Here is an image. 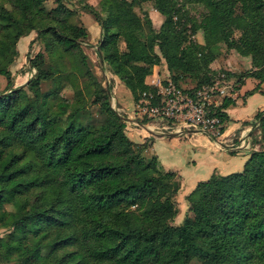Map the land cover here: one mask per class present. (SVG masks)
I'll return each mask as SVG.
<instances>
[{
	"label": "trees",
	"instance_id": "obj_1",
	"mask_svg": "<svg viewBox=\"0 0 264 264\" xmlns=\"http://www.w3.org/2000/svg\"><path fill=\"white\" fill-rule=\"evenodd\" d=\"M45 1L0 0V226L7 227L0 264H186L192 258L198 264H264V109L253 117L261 149L249 153L240 171L198 181L185 196L187 212L173 225L177 174L163 170L156 156L143 155L146 141L128 138L125 117L109 102L110 84L102 88L88 67L85 27L65 0ZM140 1L100 0L101 10L88 2L79 6L101 26L97 57L134 101L154 91L144 76L160 58L176 84L183 74L197 78L194 86L211 83L205 49L220 40L251 64L227 77L264 81V0H194L206 11L194 23L203 43L190 49L181 45L174 0H152L163 17L156 29L145 13L142 23L133 11ZM231 25L240 29L235 38L223 32ZM31 30L54 59L46 63L41 51L28 57L35 71L13 87L8 65L14 43ZM68 61L75 73L67 75L93 89L89 102L102 116L97 125L72 121V112L86 108L82 91L70 105L56 102L51 113L48 99L55 91L39 88L41 81L61 78L56 64ZM217 114L226 118L224 111ZM58 117L63 124L48 129L47 120ZM4 203L12 209H2Z\"/></svg>",
	"mask_w": 264,
	"mask_h": 264
},
{
	"label": "rangeland",
	"instance_id": "obj_2",
	"mask_svg": "<svg viewBox=\"0 0 264 264\" xmlns=\"http://www.w3.org/2000/svg\"><path fill=\"white\" fill-rule=\"evenodd\" d=\"M88 1L92 2L93 3L92 5H94L98 10H101L100 0H82L81 2L78 0H65L66 5L70 9H72V11H74L75 13L74 19L76 23L80 22L78 17V15H80V10H81L79 9L80 4ZM174 1H175V6L179 8L177 17L179 19L180 24L178 25V27L182 28L184 34V40L181 43L182 47L190 49L191 46L195 43H203L201 32L199 29L194 27V23H197L199 19L202 17V15L205 13L206 8L204 7V5L194 0H174ZM45 2L48 5L52 1L46 0ZM132 9L135 12V14L140 18L142 23L145 21L144 15L146 14V16H148V18L150 19L151 26L155 29L158 28L163 18L162 15L153 8L152 0H141L138 4L133 3ZM83 12H86L87 15L90 14L92 16V14L87 11H83ZM95 21L98 23L97 20ZM98 25L96 23L94 24L93 27L94 30L90 26L87 29V33H88L87 38L88 40H91L93 43H90L87 39L84 38V40H81V45L84 52L87 55L89 69L95 74L96 76L95 78L100 84V86L104 88L107 84H110V86H112V79H111V74H109V72L107 71L108 69L107 66L103 64L102 61H100V59L97 57L95 53L94 45L97 46V39L99 37L101 30V26L99 25V31H98ZM223 32L228 37L235 38L240 34V29L233 25L225 26L223 28ZM136 34L140 38L143 37V30H136ZM29 37L30 38L28 37L26 38L23 49L21 48L20 43L18 44L17 42L18 38L14 43V49H16L15 54L13 55V61H11V63L8 65L12 77L13 87L25 83L26 79L29 78L30 75L35 71L33 67H30V64L28 62V57H33L36 52L41 51L43 53L44 60L46 61V63H52V60L54 59V57H52L51 54L43 50V43L40 40V38L35 36V32L33 30H31V36ZM118 45L120 48L123 46V38L121 36L119 38ZM154 49L157 52V48L155 47ZM205 53H206L207 66L209 67L210 70L213 71V73L211 74L209 73L212 81L211 83H204V84L202 83L199 86L208 85L212 83L215 84L217 87L224 84L227 86L229 85L232 86L234 77H227V73L238 72L243 69H248L251 66L250 64L248 66H244L248 62L245 63L244 61L243 62L237 61L236 60L238 57L237 52L233 48L229 47L227 42L224 40H220L214 45H210L209 47H207L205 49ZM64 57H66V55H64ZM100 62H101V66H100ZM69 66H70V61L66 62L65 64L57 63L55 69L58 70L60 77L62 75L63 76L54 81H41L39 83V88L41 91H47V90L55 91L52 94H50L48 99V105L50 106V109H52L51 113L54 110L56 102H58L59 100H65L70 105V103H73V100L76 97V95H79L80 91H82L83 98L85 97L84 101H86V108L78 112H72V121L74 124H79V125L80 124L97 125L101 122L102 116L98 112L97 105L89 102V98L90 95L92 94L93 89L91 87H88L87 85L86 88L83 85V80L79 76H75L74 79H71L70 76L67 74H69L70 70L74 72V69L70 68ZM182 77L183 78L180 79V81L178 82L179 86L184 88L199 87V86H194L195 82L197 81V78L194 77L193 75L183 74ZM164 82H166V80L162 81V83ZM4 85H5V78L3 75H0V91L3 90ZM153 90L154 91H152V89L151 90L147 89L141 92V94L135 101L137 108H140V106L143 104L142 101L147 98V95H150L152 99L151 103L155 102L156 100L154 98L155 89ZM109 102L117 112L122 113L121 110L116 105V102L111 92V87H110ZM72 108L73 105L69 108L70 111H72ZM69 109L67 108L66 110L67 113L69 112ZM140 111H141L140 114L141 117H145L146 119L150 120V118L147 117L146 114L142 112V109H140ZM59 120H61L59 117L55 119H48L46 122L47 128L52 131H57L58 125H56V128H54V122L58 124H63V121H59ZM152 128L163 132H169L163 129H157L155 126H153ZM247 133H248L247 135L249 136L248 145L245 147H248L249 153L261 149L259 145L260 144L259 127L254 126L252 129L250 128L247 131ZM180 141H185V140H180ZM145 157L148 158V156ZM186 195H184V199ZM198 199H201V197L198 196ZM184 202H185V209L183 207L182 210V204H181L182 200L179 197L178 202H176V204L178 205L177 207L178 210L175 216L172 218L170 222L171 224L173 225L178 224L181 221L182 217L187 212L188 202L186 199ZM2 209L9 211L12 209V207L9 204L4 203ZM6 231H7V227L0 226V235L5 234ZM186 264H198V261L197 259L192 258Z\"/></svg>",
	"mask_w": 264,
	"mask_h": 264
},
{
	"label": "crops",
	"instance_id": "obj_3",
	"mask_svg": "<svg viewBox=\"0 0 264 264\" xmlns=\"http://www.w3.org/2000/svg\"><path fill=\"white\" fill-rule=\"evenodd\" d=\"M78 17L86 31L89 26L94 30V24L98 25L94 17L90 14L87 15L86 12L80 10ZM29 36H31V31L18 38L17 42L20 43L22 49L26 38H30ZM88 41L93 43L91 40ZM94 47L96 48L95 45ZM237 56V61L248 62L244 66L250 64L247 56L240 54ZM107 71L111 74L112 95L122 112L121 114L125 117V134L133 142L146 141V147L143 149L144 156H156L157 162L163 170H171L177 174L179 187L174 199L178 202L179 197L181 198L182 210L183 207L185 209L184 195L191 191L198 181L208 178L213 173L226 174L242 169L244 161L249 155L248 147L230 148V143L235 140L239 141L242 135L248 134L247 126L254 114L258 110L264 109V81L258 83L251 76L244 77L241 82L233 81L223 98V100L228 98L229 102L226 106H221L226 114V118L223 119L222 131L219 136L210 138L197 131L169 135V132L153 129L150 120L141 117L140 108H137L128 88L116 75L108 69ZM168 79L171 80L162 58L158 64H153L150 71L144 76V82L150 86H156ZM256 83L258 86L252 92L246 93Z\"/></svg>",
	"mask_w": 264,
	"mask_h": 264
},
{
	"label": "built area",
	"instance_id": "obj_4",
	"mask_svg": "<svg viewBox=\"0 0 264 264\" xmlns=\"http://www.w3.org/2000/svg\"><path fill=\"white\" fill-rule=\"evenodd\" d=\"M154 87L155 102L151 103L152 99L147 95L140 106L142 112L150 118L152 127L175 134L197 131L210 138L220 135L223 119L217 114V110L223 111L221 103L230 85L217 87L212 83L197 88H184L168 79ZM256 125L257 122L252 119L247 126L248 130ZM248 137L244 134L239 141H232L230 148L247 146Z\"/></svg>",
	"mask_w": 264,
	"mask_h": 264
},
{
	"label": "water",
	"instance_id": "obj_5",
	"mask_svg": "<svg viewBox=\"0 0 264 264\" xmlns=\"http://www.w3.org/2000/svg\"><path fill=\"white\" fill-rule=\"evenodd\" d=\"M168 134H169V135H175V133H174V132H169Z\"/></svg>",
	"mask_w": 264,
	"mask_h": 264
}]
</instances>
